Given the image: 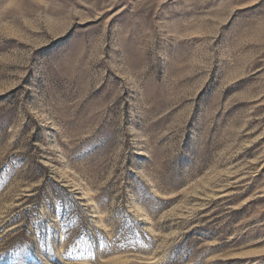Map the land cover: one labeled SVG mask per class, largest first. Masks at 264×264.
Returning a JSON list of instances; mask_svg holds the SVG:
<instances>
[{"label": "rangeland", "instance_id": "1", "mask_svg": "<svg viewBox=\"0 0 264 264\" xmlns=\"http://www.w3.org/2000/svg\"><path fill=\"white\" fill-rule=\"evenodd\" d=\"M0 264H264V0H0Z\"/></svg>", "mask_w": 264, "mask_h": 264}]
</instances>
